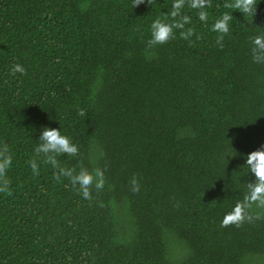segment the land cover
<instances>
[{
    "label": "trees",
    "instance_id": "trees-1",
    "mask_svg": "<svg viewBox=\"0 0 264 264\" xmlns=\"http://www.w3.org/2000/svg\"><path fill=\"white\" fill-rule=\"evenodd\" d=\"M224 3L211 0L207 24L186 3L192 43L176 29L147 58L173 0H0V144L13 157L0 264H264V219L221 227L264 145V64L249 39L264 34V0L254 16ZM224 12L221 47L211 26ZM45 127L79 147L59 167L104 170L91 200L36 156Z\"/></svg>",
    "mask_w": 264,
    "mask_h": 264
},
{
    "label": "clouds",
    "instance_id": "clouds-1",
    "mask_svg": "<svg viewBox=\"0 0 264 264\" xmlns=\"http://www.w3.org/2000/svg\"><path fill=\"white\" fill-rule=\"evenodd\" d=\"M145 3V0H133V7ZM147 3L152 4V0H147ZM190 9H196L197 16L200 21L207 24L209 19L208 8L212 7L211 0H173L172 10L167 16L171 17V22H168L167 17L164 20L156 18L150 25L151 37L147 41V48L145 55L151 58L152 53L147 49H153L157 45H163L170 40L175 39V30L179 29V35L182 39L189 40L195 35L194 28L189 27L185 29V25L191 24L192 17L182 13L185 4ZM224 8L238 10L244 15L254 16L257 10V0H225ZM233 20V15L229 12L222 13L214 20L211 26L213 32L219 33L217 43L222 45L224 35L230 31V22ZM199 39V37H197ZM252 47L251 55L254 63L264 64V34H257L249 37ZM20 73L26 75L25 67L16 63L11 68V74ZM78 114L85 116L84 109H79ZM40 143L35 147L34 152L36 156L43 154L44 162L51 164L54 168H58V172L54 173L57 180L60 177H66L75 187L79 185V190L84 199H92V189L102 190L104 188L106 178L104 170L95 168L89 171L88 168L81 166L79 172L74 168L59 167L57 156L66 154L67 156L79 155V147L73 143L72 140L61 133L59 128L45 127L40 136ZM12 154L9 150L8 144L5 142L0 144V193L6 195L12 194L11 180L8 177V170L12 166ZM29 166L35 175H39V167L35 157L29 160ZM248 172H250L255 179L246 183V191L243 198L238 200L233 208L228 211L221 221V227H229L235 225L242 226L245 222L253 223L255 220L264 219V145H261L256 150L247 154L245 164ZM131 190L139 192L140 183L138 178L134 175L131 180ZM103 207V203L100 205ZM259 209L260 211H254Z\"/></svg>",
    "mask_w": 264,
    "mask_h": 264
}]
</instances>
